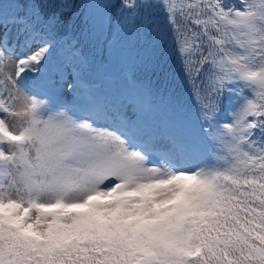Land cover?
<instances>
[{"label": "snow or ice", "instance_id": "6c2138e0", "mask_svg": "<svg viewBox=\"0 0 264 264\" xmlns=\"http://www.w3.org/2000/svg\"><path fill=\"white\" fill-rule=\"evenodd\" d=\"M0 264H264V0H0Z\"/></svg>", "mask_w": 264, "mask_h": 264}, {"label": "trees", "instance_id": "16d2710c", "mask_svg": "<svg viewBox=\"0 0 264 264\" xmlns=\"http://www.w3.org/2000/svg\"><path fill=\"white\" fill-rule=\"evenodd\" d=\"M78 4L79 0H75ZM118 2V0H117ZM66 12L75 14V9H67ZM59 14V12H58ZM75 21L70 18L66 25L62 24L69 35H78L74 27ZM159 67L154 74H149V80L152 85L159 88L162 94L169 97L171 101L179 106L181 114L186 123H188L195 132H199L201 124L204 121L200 118V104L197 103L198 97L194 96V85L185 77L183 65L176 52L175 42L171 36L162 45L158 53ZM197 84L200 82L197 81ZM216 119L224 122L229 119L225 108H222Z\"/></svg>", "mask_w": 264, "mask_h": 264}, {"label": "rangeland", "instance_id": "374dc122", "mask_svg": "<svg viewBox=\"0 0 264 264\" xmlns=\"http://www.w3.org/2000/svg\"><path fill=\"white\" fill-rule=\"evenodd\" d=\"M65 91H66V89H65ZM70 102H71L70 96H68L67 98H65L63 100V103H66V104H70ZM187 126L192 132H195V130H193L188 124H187Z\"/></svg>", "mask_w": 264, "mask_h": 264}]
</instances>
